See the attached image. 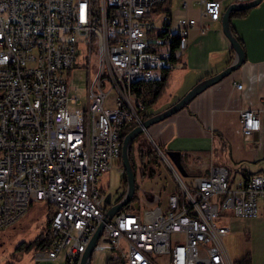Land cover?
Wrapping results in <instances>:
<instances>
[{
    "label": "built area",
    "instance_id": "built-area-1",
    "mask_svg": "<svg viewBox=\"0 0 264 264\" xmlns=\"http://www.w3.org/2000/svg\"><path fill=\"white\" fill-rule=\"evenodd\" d=\"M159 1L0 0V229L33 202L47 203L50 243L35 250L36 261L62 256L78 264L105 211L98 178L114 165L123 169L122 127L141 122L146 82L171 68L188 42L196 19L179 16L171 28L170 15L156 20ZM197 3L210 20L220 19V0ZM82 47L85 98L66 82ZM239 119L244 132L260 128L251 108ZM169 169L177 189L166 205L116 211L94 250L118 249L126 264H237L224 242L230 223L217 218L257 216L264 172L234 178L213 166L185 180Z\"/></svg>",
    "mask_w": 264,
    "mask_h": 264
},
{
    "label": "crops",
    "instance_id": "crops-1",
    "mask_svg": "<svg viewBox=\"0 0 264 264\" xmlns=\"http://www.w3.org/2000/svg\"><path fill=\"white\" fill-rule=\"evenodd\" d=\"M220 1L222 13L230 2L247 0ZM171 8V28H174L178 17L182 15L194 17L196 23L189 31L186 46L177 52L175 64L169 68L168 85L164 91L169 94L165 103L160 102L163 93L157 103L151 105L153 108L146 110L145 105L143 112L152 110L154 113L165 109L198 81L220 71L236 58L235 50L222 29L221 16L218 20H210L203 14L197 0H178L175 3L171 0ZM162 15L165 14L162 12ZM230 22L243 45L244 61L223 78L195 94L185 106L165 119L151 124L138 140L134 138L132 146L136 157L138 208L131 206V209L141 210L142 206L144 208L147 205L165 206L168 194L177 189L175 183L170 187L162 185L158 192H152L144 185V175L151 178L160 172V167L151 176L144 174V168L136 170L139 149L144 148V144L147 145V137L165 150H179L183 165L190 173L206 175L213 166L226 167L234 178L253 172H264V0L248 8L245 14L231 15ZM237 82L242 83L241 88L236 86ZM158 103L162 104L161 107H156ZM242 108H251L258 112V130L251 133L242 130L239 119ZM150 165L155 168L153 164ZM116 168L119 169V166ZM119 170L124 173L123 169ZM190 176L188 174L184 178ZM123 177L114 199L111 192L112 201L125 192ZM98 184L106 194L109 183L100 185L98 178ZM44 208L48 212V204L45 203ZM37 249L35 247L34 250ZM33 259L32 264H49L47 260H53L55 264H65L62 256L36 261L33 254Z\"/></svg>",
    "mask_w": 264,
    "mask_h": 264
},
{
    "label": "rangeland",
    "instance_id": "rangeland-1",
    "mask_svg": "<svg viewBox=\"0 0 264 264\" xmlns=\"http://www.w3.org/2000/svg\"><path fill=\"white\" fill-rule=\"evenodd\" d=\"M172 2L175 3L178 2V0H172ZM161 16L162 14L157 12L156 20H159ZM83 53H85V49H83V47L82 49L78 48V58L75 62V65L72 67V70L66 74V82L68 84V92L80 91L83 94V98H85L88 81V69L83 63ZM95 62L96 61L94 59V65ZM168 94V91L164 93L160 101L161 103H165ZM161 103H158L156 107H161ZM69 106L83 107L84 102L79 104L69 102ZM150 107L151 105L146 106V110L150 109ZM144 133L145 131L139 133L135 137V140H138ZM146 140L148 141L147 144H151L155 152L160 154V156L155 155L156 153L153 151L151 155L146 154V159L150 160V164H153L156 170H158L160 167V172L159 174L156 173L155 176L151 178H146V175H144L146 180V182L144 181V185L151 189L152 192H158L162 185L170 187L176 183V180L169 169V166L172 165V167H174V164L170 161L165 153L163 155V152L165 151L163 146L157 145L160 148L157 150L155 143L151 139L147 137ZM143 147L147 148V145L144 144ZM137 160L139 163L136 167V170L137 168L142 169V162H140L139 159ZM116 167L117 165H114L113 168L108 169L99 176L100 185L109 183L106 191L112 192L113 199L115 198L118 186L122 183V176L124 174ZM188 179L189 178H185V180ZM137 182L139 183L138 180ZM150 185H152V187H150ZM133 202L134 206L138 208V203L136 201ZM32 204L33 205H31L29 212L25 213L26 215L24 214L17 222H15L14 225L0 229V264H5L6 262H9V264L33 263L35 246L31 243L37 234L47 230L48 218L47 211L44 208L45 202L39 201ZM148 206L150 205L144 207ZM261 206L262 205H259V211L255 217L231 216L229 221H223L225 220L223 216L217 218L218 221L230 223V230L224 236V242L230 257L233 260L241 257L245 252H250L252 256L251 264H264V208ZM124 208L128 207L125 206ZM123 244L125 247V242H123ZM113 254L118 255L123 260V264H126V256L122 255L120 250H113L110 248L103 250L95 249L92 252L89 264H104L106 258ZM46 262L49 264H55V261L53 260H47Z\"/></svg>",
    "mask_w": 264,
    "mask_h": 264
},
{
    "label": "water",
    "instance_id": "water-1",
    "mask_svg": "<svg viewBox=\"0 0 264 264\" xmlns=\"http://www.w3.org/2000/svg\"><path fill=\"white\" fill-rule=\"evenodd\" d=\"M259 1L260 0L232 1L225 7V9L221 13L222 29L226 34V36L229 38L231 45L236 53V58L232 62H230L220 71L198 81L190 89H188L185 92V94L181 96L176 102H174L173 104H171L170 106L166 107L163 110L154 112L149 116L143 118L141 122L136 123L124 134L121 144V159H122L124 175L126 178L125 192L121 196L116 198L114 201H112L111 192H106L104 198L105 201L104 214L101 220L98 222L90 238L88 239L84 250L81 252L78 264H89L92 256V252L94 251L95 244L97 242L99 235L102 232L105 222L108 219H110L116 211L123 209L125 206H127V204H130L134 194H136L137 192L136 172L131 162L130 154H129V148L134 138L139 133L146 130L151 124L165 119L172 113L176 112L177 110L185 106L188 100L192 98L195 94H197L199 91H201L208 85L213 84L214 82L223 78L225 75H227L233 69L237 68L244 61L245 52L243 45L239 40V38L235 35L231 27V22H230L232 15L231 12L233 10L250 8L258 4ZM164 153L174 164L175 169L182 176L188 175V172L185 169V166L183 165V162L181 160V154L179 150L167 149L164 151Z\"/></svg>",
    "mask_w": 264,
    "mask_h": 264
},
{
    "label": "trees",
    "instance_id": "trees-1",
    "mask_svg": "<svg viewBox=\"0 0 264 264\" xmlns=\"http://www.w3.org/2000/svg\"><path fill=\"white\" fill-rule=\"evenodd\" d=\"M154 9L161 11L163 13H166L167 15H170V12L172 10L171 8V0H162L159 1L158 3L155 4ZM248 10V8H243V9H239V10H233L231 13L232 15L234 14H245L246 11ZM178 43V38L177 36H173L172 38V43L170 45L171 50H174L176 45ZM174 58L176 59L177 56H174ZM168 75H169V69H164L163 74L158 77L155 78L153 80H150L148 82H146L145 84V88H144V92H143V100L145 102V105H152L157 103V101L161 98V96L163 95L167 85H168ZM153 111H147V112H141L140 117L143 119L147 116H149L150 114H152ZM137 122H130V123H125L122 127V132H121V136H120V140L122 142V138L124 136V134L132 127L136 124ZM148 148L144 149L141 148L139 149V159L143 164V168L146 170L144 171V174H147L149 176L154 174L155 168L152 167L150 165V160H146L145 156L146 154L151 155V153L155 150L154 148L151 146V144H147ZM156 153V152H155ZM129 154H130V159L131 162L133 164V167L135 168L136 166V157L134 155V151H133V146L132 144L130 145L129 148ZM155 155H158L157 153ZM157 161V160H156ZM118 164L123 168L122 166V159H121V152H120V156H119V161ZM186 169V168H185ZM188 174H196V173H190L188 172ZM123 180L124 183L126 184V178L125 175H123ZM138 200V195L134 194L130 204H127L126 207H128L129 209L131 208V206H134V202L133 201H137ZM47 218L49 221L50 218V210H48L47 212ZM50 243V231H49V227H47V230L45 232H40L39 234H37L33 240L32 243L35 247L40 248V249H45L48 247ZM252 256L250 254V252H245L244 255H242L241 257L235 259V261L237 262V264H251V260ZM12 264V263H10ZM104 264H123V260L118 256V255H109Z\"/></svg>",
    "mask_w": 264,
    "mask_h": 264
}]
</instances>
